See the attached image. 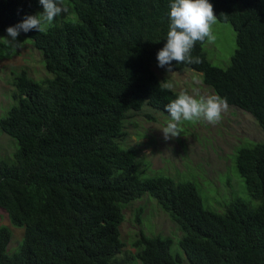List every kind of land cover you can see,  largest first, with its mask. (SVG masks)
Returning a JSON list of instances; mask_svg holds the SVG:
<instances>
[{
	"label": "trees",
	"instance_id": "16d2710c",
	"mask_svg": "<svg viewBox=\"0 0 264 264\" xmlns=\"http://www.w3.org/2000/svg\"><path fill=\"white\" fill-rule=\"evenodd\" d=\"M69 1L76 19L21 31L49 76L14 73L16 103L0 118V129L18 143L12 161L0 159V209L24 229L22 243L9 252L11 230L0 225V264H183L170 253V236L143 232L133 242L136 253L118 257L122 208L145 193L182 231L186 264H264V138L235 155L259 203L250 207L238 198L223 212L205 208L190 181L140 177L135 150L120 146L129 112L146 103L170 117L164 106L179 94L152 69L166 43L170 0ZM209 3L235 31L230 63L212 65L197 42L192 55L203 62L173 61V70L201 72L204 84L264 131V0ZM39 6V0H0V30ZM13 53L0 40V57Z\"/></svg>",
	"mask_w": 264,
	"mask_h": 264
},
{
	"label": "rangeland",
	"instance_id": "374dc122",
	"mask_svg": "<svg viewBox=\"0 0 264 264\" xmlns=\"http://www.w3.org/2000/svg\"><path fill=\"white\" fill-rule=\"evenodd\" d=\"M65 5L69 9L67 14H61L43 28L62 19H76L70 1L65 0ZM40 11H43L42 6L36 9V13ZM213 34L215 40H205L203 52L212 65L224 68L230 63L235 48V31L229 22L217 20L213 26ZM5 36L7 31L0 30V40L5 42ZM17 39L23 41L22 45L17 48L8 44L14 53L10 57H0V118L16 103L11 85L14 73L25 70L34 79L49 76L42 64L40 51L25 34L20 32ZM152 69L164 86L172 85V91H187L196 98L215 94L211 87L203 83L201 72L194 69L182 67L170 73L155 65H152ZM146 113L153 118L147 117ZM169 120L170 117L146 103L138 112H129L126 116L125 136L120 146L135 150V169L140 177L162 174L172 177L176 182L190 181L196 186L203 206L217 212H223L228 203L238 198L250 207L259 203L249 194L235 164L238 148L252 146L251 143L264 138V131L249 112L228 105L219 122L213 124L204 119L182 121L179 125L180 135L165 140L160 129L165 128ZM17 147L16 140L0 129V159L12 161ZM139 208V220H136ZM122 212L124 218L119 231L123 246L118 254L119 258L136 253L133 242L143 232L146 235L170 236V253L179 256L182 263L186 264L185 254L180 246L182 231L153 197L145 193L126 203ZM0 225L11 230L7 250L13 252L22 243L24 229L13 226L3 209H0ZM130 264L141 262L131 259Z\"/></svg>",
	"mask_w": 264,
	"mask_h": 264
},
{
	"label": "clouds",
	"instance_id": "9594fccd",
	"mask_svg": "<svg viewBox=\"0 0 264 264\" xmlns=\"http://www.w3.org/2000/svg\"><path fill=\"white\" fill-rule=\"evenodd\" d=\"M43 11L25 15L21 22L7 28L5 43L19 48L23 41L17 37L20 32L35 30L43 31V26L50 24L61 14L69 11L65 0H39ZM169 30L166 43L157 52L158 66L165 68L168 73L173 71L172 62L176 64H200L202 59L193 56L192 50L197 42L205 40L213 42V26L217 23V16L209 0H170ZM171 90L172 85H166ZM170 114L166 127L160 129L165 140L180 135L179 125L182 121L204 119L209 123H217L222 114L227 111V100L218 94H209L199 98L181 91L175 99L164 106Z\"/></svg>",
	"mask_w": 264,
	"mask_h": 264
}]
</instances>
